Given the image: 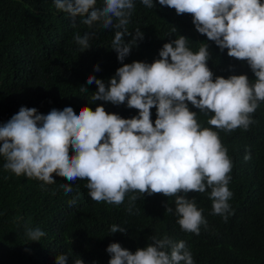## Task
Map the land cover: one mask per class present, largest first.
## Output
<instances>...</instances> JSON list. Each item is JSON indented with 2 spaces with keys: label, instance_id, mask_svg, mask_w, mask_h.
Here are the masks:
<instances>
[{
  "label": "clouds",
  "instance_id": "1",
  "mask_svg": "<svg viewBox=\"0 0 264 264\" xmlns=\"http://www.w3.org/2000/svg\"><path fill=\"white\" fill-rule=\"evenodd\" d=\"M153 8V0H141ZM161 6L175 9L177 15L190 14L196 31L214 42L227 55L246 61L255 76L232 75L215 77L207 64V44L198 52L187 46L180 36L165 43L159 59L151 64H124L138 41L140 29L128 32L134 11L133 0H54L57 10L92 28L114 29L111 47L123 65L107 86L90 75L86 83H95L92 100L135 109L138 115L124 119L107 113L103 106L95 111L83 107L76 113L72 107L52 109L47 115L35 108L21 107L17 114L0 125V156L5 170L16 176L54 184L53 174L69 182L87 180L89 196L96 202L120 205L128 192L143 195L162 194L175 197V215L181 229L199 235L206 226L202 209H198L190 192L205 193L210 189L212 212L227 219L230 173L233 162L217 131L204 128L197 121V112L210 115L207 123L216 129L231 132L248 130L254 123L252 114L264 102V3L261 0H158ZM173 31H176L173 28ZM94 32L76 33L74 41L81 52L91 48ZM132 36L129 42L125 37ZM99 72V66H94ZM81 92H87L84 85ZM156 119H151V109ZM71 150V154H70ZM250 159L249 155L245 160ZM71 183L61 184L65 194L73 191ZM182 193V195H181ZM138 199L136 195L131 201ZM75 200L70 202V205ZM133 204L127 211L131 213ZM166 212L173 209L166 206ZM113 234L125 233L124 227L113 225ZM39 227L28 228L26 236L39 242L45 236ZM151 243L135 253L111 243L106 251L108 264H194L191 251L184 241L167 236H151ZM69 254H60L55 264H67ZM74 264H83L81 258Z\"/></svg>",
  "mask_w": 264,
  "mask_h": 264
},
{
  "label": "trees",
  "instance_id": "2",
  "mask_svg": "<svg viewBox=\"0 0 264 264\" xmlns=\"http://www.w3.org/2000/svg\"><path fill=\"white\" fill-rule=\"evenodd\" d=\"M133 2L127 29L132 36L140 29L144 38L124 64H151L159 59L165 43L183 36L194 53L202 43L207 44V66L214 78L243 74L250 81L256 79L246 61L229 57L227 49L222 51L199 34L190 14L177 15L175 9L161 6L158 0H153V8L145 7L141 0ZM101 3L97 0V7ZM81 20L57 10L54 0H0V125L21 107L47 115L52 109L69 106L76 113L83 107L95 111L103 106L107 113L124 119L138 115L126 103L117 106L92 100L97 87L95 83L88 85L87 78L95 76L107 86L123 65L111 47L115 30L102 29L99 24L88 28ZM85 32H94L95 36L91 48L81 52L74 35ZM132 36L125 37V42ZM97 65L99 72L94 71ZM81 85L87 92L80 91ZM189 108L197 112L202 127L218 132L233 162L228 185L233 195L226 220L213 214L210 189L187 194L202 209L207 222L196 235L183 231L177 223L175 197H143L130 191L120 205L96 202L88 194L86 179L73 183L53 174L56 183L44 185L5 170L6 160L0 156V264H55L58 255L69 253L67 264L79 258L83 264H108L111 257L106 249L111 243L135 253L151 243V236L184 241L194 264H264V102L252 114L254 123L248 130L237 128L231 132L208 125L210 115L190 104ZM151 119L154 123L155 108L151 109ZM246 155L250 159L245 160ZM67 183L73 191L65 194L61 184ZM133 195L138 197L135 202L131 201ZM73 200L75 203L70 205ZM130 203L131 213L127 211ZM166 206L173 212L167 213ZM113 225L124 227L126 232L113 234ZM36 227L46 235L39 242H31L26 230Z\"/></svg>",
  "mask_w": 264,
  "mask_h": 264
}]
</instances>
